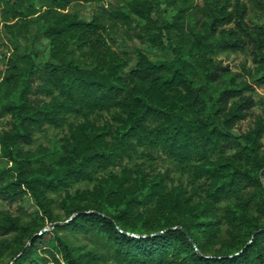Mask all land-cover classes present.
I'll use <instances>...</instances> for the list:
<instances>
[{"label": "trees", "instance_id": "trees-1", "mask_svg": "<svg viewBox=\"0 0 264 264\" xmlns=\"http://www.w3.org/2000/svg\"><path fill=\"white\" fill-rule=\"evenodd\" d=\"M73 1L93 0H52L41 13L49 59L40 68L27 54V66L4 81L16 89L0 90V117H12L10 129L0 133L2 156L12 161L14 173L0 184V198L14 202L31 193L44 226L45 218L57 220L49 193L65 190L61 206L68 216L79 213L53 231H95L124 264H264V119L247 131L238 127L252 98L234 76L217 85L229 69L210 55L250 46L264 61V29L246 20L247 3L205 0L202 31L193 30L205 50L179 54V66L163 80L165 66L141 49L136 68L123 77L128 59L108 46L99 18L87 21L67 10ZM126 1L133 14L151 18L149 0ZM252 1L264 9V0ZM72 44L86 66L70 58ZM103 112L111 116L100 123ZM70 116L83 119L69 124L59 145L23 149L45 125L61 127ZM140 149L189 165L193 188L169 185L167 173L111 169ZM83 181L93 187L70 191ZM224 225L229 239L223 252L207 256L201 241L210 246L221 240ZM24 229L18 217L0 222L1 234ZM39 238L21 246L12 264L27 261ZM58 242L64 264H102L95 251H80L62 235Z\"/></svg>", "mask_w": 264, "mask_h": 264}, {"label": "rangeland", "instance_id": "rangeland-1", "mask_svg": "<svg viewBox=\"0 0 264 264\" xmlns=\"http://www.w3.org/2000/svg\"><path fill=\"white\" fill-rule=\"evenodd\" d=\"M51 1L0 0V90L16 89L15 83L9 84L4 81L27 66V54H31L32 59L40 68L49 59L50 40L44 34L47 20L41 13L52 4ZM149 1L152 4L149 20L133 14L126 0L73 1L67 10L77 13L87 21L93 17L100 19L103 26L99 31L108 46L129 61L121 71L123 77H129L131 71L136 68L139 59L137 51L141 49L152 61L165 66L162 79L166 80L170 79L174 70L179 66V54L199 55L205 50L204 46L196 44L193 36V30L202 31L205 0ZM234 1L231 0V2ZM242 1L248 5L246 20L251 25L264 29V9L258 7L252 0ZM123 14H128V16ZM151 34L156 35L155 41ZM71 49L70 58L78 66H86L75 44H72ZM210 55L217 63L229 69L217 85H221L226 77L234 76L237 82L244 84V93L252 98V106L247 116L238 124L242 131L251 129L259 117L264 119V61L256 58L250 46L239 51L217 50L215 53L210 52ZM36 96L47 98L42 94ZM110 116L109 113L103 112L102 115L97 116V119L100 123H104L110 119ZM82 119L70 116L61 127L47 124L34 134L32 144L22 145V147L25 150L36 151L40 146L59 145L69 132V124ZM11 122L10 114L1 116L0 133L10 129ZM151 153L152 155H149L147 150L140 149L132 157H126L123 164L115 165L111 169L119 173L126 165L132 169L141 167L150 176L156 173H167L169 185L182 184L189 189L193 188L192 171L189 165H183L161 151L153 150ZM12 165V161L2 156L0 143V184L14 179ZM93 184L94 182L88 181L78 182L70 188V191L77 188H92ZM64 195L65 190L49 193L54 200L52 204L54 218L63 223L70 217L61 206ZM224 204L220 205V213L223 212ZM38 214L42 215L34 197L29 192L14 202L0 198V222H6L8 217H18L25 227L23 232L0 233V264H12L17 260L20 247L27 246L34 235L40 238L35 242L32 256L27 261L19 260L22 264H58V260L64 264L58 242L59 235L64 236L80 251H95L100 255L102 264H124L116 257L112 246L97 232H73L68 228L53 231L55 226L49 228L53 222L45 218V225L42 226V219L38 217ZM44 228L46 230L40 232ZM227 228L228 225L223 226L221 240L216 243L208 246L201 241L202 250L207 256L223 252L222 243L229 239L226 233ZM117 229L123 232L118 226ZM125 233L139 236L131 232ZM193 245L195 250L201 254L195 243Z\"/></svg>", "mask_w": 264, "mask_h": 264}, {"label": "water", "instance_id": "water-1", "mask_svg": "<svg viewBox=\"0 0 264 264\" xmlns=\"http://www.w3.org/2000/svg\"><path fill=\"white\" fill-rule=\"evenodd\" d=\"M79 212H76V213H74V214H72L69 218H68V220H70L72 217H74L76 214H78ZM67 220V221H68ZM61 223H63V222H61V221H56V222H53V223H51L50 225H49V228H53L54 226H56L57 224H61ZM175 228V227H174ZM178 228H180V226H178ZM46 230V228H44V229H42L40 232H44ZM144 236H146V235H144ZM188 238H189V240L191 241V238L189 237V236H187ZM251 241V240H250ZM249 241V242H250ZM237 254V253H236Z\"/></svg>", "mask_w": 264, "mask_h": 264}]
</instances>
